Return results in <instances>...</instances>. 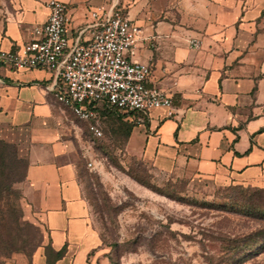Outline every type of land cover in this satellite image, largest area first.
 Listing matches in <instances>:
<instances>
[{
    "label": "crops",
    "instance_id": "obj_1",
    "mask_svg": "<svg viewBox=\"0 0 264 264\" xmlns=\"http://www.w3.org/2000/svg\"><path fill=\"white\" fill-rule=\"evenodd\" d=\"M61 1L71 40L90 38L86 25L95 8L127 14L142 30L132 58L150 65V85L173 96L172 116L158 108L136 119L131 154L164 173L264 189V0ZM47 2L18 0L0 24V48L34 40L35 28L48 21ZM56 86L49 70L0 67V139L27 161L25 194L46 234L30 264H109ZM48 249L63 253L50 260Z\"/></svg>",
    "mask_w": 264,
    "mask_h": 264
},
{
    "label": "rangeland",
    "instance_id": "obj_2",
    "mask_svg": "<svg viewBox=\"0 0 264 264\" xmlns=\"http://www.w3.org/2000/svg\"><path fill=\"white\" fill-rule=\"evenodd\" d=\"M17 5L0 0V24ZM64 108L72 159L109 264H264V191L156 170L128 151L132 125L101 117L96 136ZM18 167L0 197V264H30L46 235L25 194V160Z\"/></svg>",
    "mask_w": 264,
    "mask_h": 264
},
{
    "label": "built area",
    "instance_id": "obj_3",
    "mask_svg": "<svg viewBox=\"0 0 264 264\" xmlns=\"http://www.w3.org/2000/svg\"><path fill=\"white\" fill-rule=\"evenodd\" d=\"M50 14L36 38L17 50L0 48V67L46 69L57 79L55 97L77 118L89 123V130L101 136L100 110L108 107L144 120L150 112L167 108L174 112L173 96L150 85L149 64L132 58L141 38V27L122 10L95 8L90 11L86 41L68 35V6L48 0ZM190 44L200 48L202 42ZM91 165V164H90Z\"/></svg>",
    "mask_w": 264,
    "mask_h": 264
},
{
    "label": "trees",
    "instance_id": "obj_4",
    "mask_svg": "<svg viewBox=\"0 0 264 264\" xmlns=\"http://www.w3.org/2000/svg\"><path fill=\"white\" fill-rule=\"evenodd\" d=\"M109 115H117L119 118H121L123 121H125L126 123H129V125H132V128L130 129V134L131 131L133 129V127L135 126V124H133L134 122H136V119L133 117L132 114H121L120 112H118L116 109L113 108H108L105 107L103 109L100 110V118L101 117H107ZM12 152V154H11ZM11 156L10 159L6 160L7 156ZM26 162V171H27V161L26 159H22L19 158L16 151L14 150V146L12 143L6 142L5 140L0 139V197L1 194L8 190L9 188V182L14 179L15 177V170L18 169V162H22L24 161ZM26 179V172H25V177ZM237 187V186H235ZM260 191H264V189H259ZM256 207L259 208V206L257 205ZM248 240H250L249 238H247L246 240L241 241L242 245L248 243ZM241 243L235 244L234 248H239ZM63 253L62 251L57 252L55 255L50 251V249H48V258H53L54 259H58L61 257ZM115 264V263H114ZM116 264H118L116 262Z\"/></svg>",
    "mask_w": 264,
    "mask_h": 264
}]
</instances>
